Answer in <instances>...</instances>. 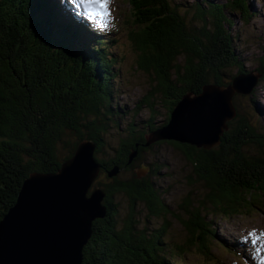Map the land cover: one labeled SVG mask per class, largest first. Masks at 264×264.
I'll return each mask as SVG.
<instances>
[{"label":"trees","instance_id":"1","mask_svg":"<svg viewBox=\"0 0 264 264\" xmlns=\"http://www.w3.org/2000/svg\"><path fill=\"white\" fill-rule=\"evenodd\" d=\"M126 2L136 26L131 39L140 50L138 65L155 73L156 85L143 103L149 104L158 92L171 99V112L185 93L197 94L208 84L225 86L237 74L251 72L229 50L235 39L226 11L230 2L194 4L193 19L200 20V26L191 25L169 0ZM232 7L245 14L243 0L232 1ZM97 32L66 0H0V220L31 172H55L83 139H92L95 153L102 152L104 133L114 120V95L111 64L103 54L108 38ZM234 66L237 72L232 75L228 69ZM253 72L257 85L264 80V53ZM253 92L247 109L233 98L237 114L218 146L204 149L169 140L206 190L187 197L180 206L185 217L178 218L190 234L188 247L197 246L209 258L215 237L209 215L229 217L264 206V123L258 118L264 107ZM156 129L151 125L149 132ZM139 138L142 144L129 133L111 159L95 156L101 169L107 174L115 165L127 166L131 151L147 147L142 134ZM99 187L107 214L93 222L82 264H174L163 253L164 228L148 235L137 229L133 218L138 202L150 216L170 212L154 182L117 174ZM119 193L130 209L121 223L114 204Z\"/></svg>","mask_w":264,"mask_h":264},{"label":"rangeland","instance_id":"2","mask_svg":"<svg viewBox=\"0 0 264 264\" xmlns=\"http://www.w3.org/2000/svg\"><path fill=\"white\" fill-rule=\"evenodd\" d=\"M181 14L194 26H200L201 21L193 19L194 4L205 6L230 2L228 20L232 22L229 29L233 41L232 49L237 63L246 71L257 68L258 59L264 53V0H243L246 5L245 14L233 10L232 1L237 0H169ZM239 1V0H238ZM232 11V12H231ZM110 16L106 19L97 18L88 21L97 25L98 34L108 38L107 48L103 51L111 64V85L113 88L112 104L114 120L109 121V128L104 133V146L101 153L95 156L108 160L115 156L119 143L133 133L142 142L147 136L149 127L156 128L165 124L169 117L171 99L164 98L155 92L149 99V104L142 101L156 85L153 70L145 71L138 65L139 48L134 45L131 33L136 28L132 23L126 0H110ZM115 24V27H113ZM237 67L229 68L232 75ZM254 99L264 107V80L254 86ZM250 95H235L234 101L243 109L249 108ZM264 123V114L259 116ZM144 140V138H143ZM136 168L118 172L121 179H130L136 172H141L140 179H150L161 194L169 213L160 216H150L142 203H136L133 218L138 230H144L149 235L161 228L164 231L160 240L167 258L174 264H255L254 254L264 261V206L250 212L233 216L209 215L211 228L215 231L210 244L212 258L206 257L197 246L188 247L189 232L179 220L178 215L185 217L180 206L188 197H198L206 192L194 169L186 160L180 149L169 141H155L147 146L136 162ZM116 177V176H115ZM110 178L99 172L93 186L104 188ZM94 187H91L93 189ZM118 210V220L126 218L130 209L129 202L122 193L114 198ZM184 248L185 252H181ZM251 259V260H250Z\"/></svg>","mask_w":264,"mask_h":264},{"label":"water","instance_id":"3","mask_svg":"<svg viewBox=\"0 0 264 264\" xmlns=\"http://www.w3.org/2000/svg\"><path fill=\"white\" fill-rule=\"evenodd\" d=\"M257 80L256 72L237 74L228 85L185 93L165 124L144 137V145L171 140L218 146L237 114L234 96L250 94ZM95 149L92 139H83L55 172H31L24 179L15 204L0 220V264H82L93 222L107 214L105 193L99 186L91 189L101 169ZM136 153L130 152L129 163ZM118 172L115 165L107 175Z\"/></svg>","mask_w":264,"mask_h":264},{"label":"snow or ice","instance_id":"4","mask_svg":"<svg viewBox=\"0 0 264 264\" xmlns=\"http://www.w3.org/2000/svg\"><path fill=\"white\" fill-rule=\"evenodd\" d=\"M82 3L91 16H99L101 19H106L110 16V0H82Z\"/></svg>","mask_w":264,"mask_h":264},{"label":"flooded vegetation","instance_id":"5","mask_svg":"<svg viewBox=\"0 0 264 264\" xmlns=\"http://www.w3.org/2000/svg\"><path fill=\"white\" fill-rule=\"evenodd\" d=\"M162 141H165V140H162ZM138 144H142V142L141 143H138ZM147 149V147H145L143 150H139L140 152H137L136 153V155H139V157H137L136 155L134 156V157H137V158H135L133 161H131L129 164H127V166H125V167H123L122 169H119V172H123V171H126V170H131V169H134V168H136L137 166H136V162L138 161V159L140 158V154L143 152V151H145ZM138 151V150H137ZM138 153H140V154H138ZM101 165V164H100ZM102 167V166H101ZM121 167V166H120ZM106 169H108V168H106ZM100 172H103L104 174H106V170H104V169H100ZM137 173H141V172H136V174H133V176H132V178H136V179H140V178H142V177H140L141 176V174H137ZM119 174V173H118ZM107 175V174H106ZM108 178H110V177H108ZM111 178H113V177H111ZM146 180H148V179H146ZM150 180V179H149ZM96 181V180H95ZM95 183V182H94ZM93 183V184H94ZM100 186V185H99ZM92 187H95V186H93L92 185Z\"/></svg>","mask_w":264,"mask_h":264},{"label":"clouds","instance_id":"6","mask_svg":"<svg viewBox=\"0 0 264 264\" xmlns=\"http://www.w3.org/2000/svg\"><path fill=\"white\" fill-rule=\"evenodd\" d=\"M113 27H115V24H113Z\"/></svg>","mask_w":264,"mask_h":264}]
</instances>
